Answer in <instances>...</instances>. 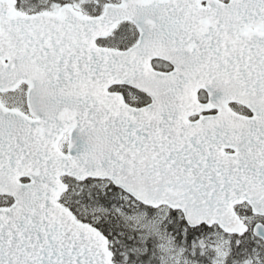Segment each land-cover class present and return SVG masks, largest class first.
I'll return each mask as SVG.
<instances>
[{
    "label": "snow or ice",
    "instance_id": "6c2138e0",
    "mask_svg": "<svg viewBox=\"0 0 264 264\" xmlns=\"http://www.w3.org/2000/svg\"><path fill=\"white\" fill-rule=\"evenodd\" d=\"M0 264H264V0H0Z\"/></svg>",
    "mask_w": 264,
    "mask_h": 264
}]
</instances>
